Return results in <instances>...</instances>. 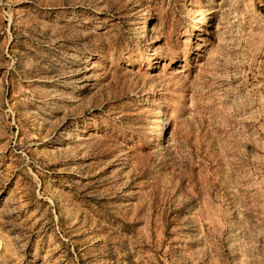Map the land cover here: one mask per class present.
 I'll return each instance as SVG.
<instances>
[{
	"label": "rangeland",
	"instance_id": "obj_1",
	"mask_svg": "<svg viewBox=\"0 0 264 264\" xmlns=\"http://www.w3.org/2000/svg\"><path fill=\"white\" fill-rule=\"evenodd\" d=\"M0 264H264V0H0Z\"/></svg>",
	"mask_w": 264,
	"mask_h": 264
}]
</instances>
